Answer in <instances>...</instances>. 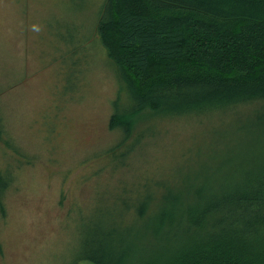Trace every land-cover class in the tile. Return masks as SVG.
Returning <instances> with one entry per match:
<instances>
[{
    "label": "trees",
    "instance_id": "trees-1",
    "mask_svg": "<svg viewBox=\"0 0 264 264\" xmlns=\"http://www.w3.org/2000/svg\"><path fill=\"white\" fill-rule=\"evenodd\" d=\"M95 26L94 41L71 46L85 59L100 46L116 71L109 124L123 135L110 155L153 119L227 116L232 132L221 152H196L207 159L197 168L188 160L163 180L124 182L81 209L64 264H264V0H104ZM2 172L1 215L13 182Z\"/></svg>",
    "mask_w": 264,
    "mask_h": 264
},
{
    "label": "rangeland",
    "instance_id": "rangeland-1",
    "mask_svg": "<svg viewBox=\"0 0 264 264\" xmlns=\"http://www.w3.org/2000/svg\"><path fill=\"white\" fill-rule=\"evenodd\" d=\"M103 2L0 0L1 139L15 156L0 142V171L13 180L0 214V264H64L78 241L81 209L116 194L124 182L163 180L188 160L197 168L207 159L196 152H221L232 132L227 116L153 119L141 126L144 138L135 142L133 135L109 154L123 135L109 124L119 104L116 71L100 46L86 59L71 46L97 38ZM75 57L80 74L70 69ZM66 76L74 86L64 92ZM129 145L135 150L115 168Z\"/></svg>",
    "mask_w": 264,
    "mask_h": 264
}]
</instances>
